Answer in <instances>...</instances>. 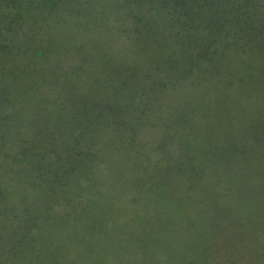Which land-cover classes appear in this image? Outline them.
<instances>
[{
	"label": "trees",
	"instance_id": "1",
	"mask_svg": "<svg viewBox=\"0 0 264 264\" xmlns=\"http://www.w3.org/2000/svg\"><path fill=\"white\" fill-rule=\"evenodd\" d=\"M122 37L125 55H109L106 46L97 60L109 75L92 81L94 69L77 71L93 66L80 44ZM71 47L83 55L78 66L75 57L67 66L56 59ZM220 67L228 85L257 86L244 73L264 72V0H0V264H92L75 258L97 231L129 234L109 264H262L264 193L255 196L257 189L221 204L228 189L221 182L225 192L208 183L196 197L172 184L165 195L150 184L142 208L123 200L119 215L103 196L105 172L96 171L101 160L103 170L111 160L127 170L134 158L128 147L166 92ZM104 136L117 144L114 152L96 148ZM174 136L179 162L193 151L187 132ZM224 144L216 156L232 158V143ZM126 174L113 183L120 198L146 183L141 173ZM108 205L115 218L106 219Z\"/></svg>",
	"mask_w": 264,
	"mask_h": 264
},
{
	"label": "rangeland",
	"instance_id": "2",
	"mask_svg": "<svg viewBox=\"0 0 264 264\" xmlns=\"http://www.w3.org/2000/svg\"><path fill=\"white\" fill-rule=\"evenodd\" d=\"M78 37L77 41L82 42L83 37L80 35ZM80 46H82L85 56L91 60L93 65L91 68L85 67L83 63L81 64L80 60L83 59V55L73 50L72 47L69 52L62 51V55L56 59L67 66L75 57L79 62V64L76 63V66L82 65V68H78L77 71L86 74L94 69L90 72L92 81L97 73L101 76L109 75L106 69L107 66L100 68V63H98L100 61L98 59L104 58L106 46H108L106 48L107 52L111 51L114 56L125 55L127 49H129L128 42L123 37L114 38L107 45L100 43L92 44L90 47L87 44H80ZM238 59V56L232 57L233 65ZM259 63L257 61V64ZM242 67L244 66L240 68ZM244 78H246L245 81L253 82V85L257 86L249 88L240 80L228 85L226 74L220 67L219 70L210 71L209 74H204L201 78H193L173 90H168L167 95L160 99L159 106L155 105L149 112L148 120L140 128L134 145L128 147L131 149L128 150V153L133 152L134 158L124 166L127 170L122 169L123 162L115 165L113 160L108 161V170H103L104 161L101 160L98 163L97 169L102 170L96 171L105 172L102 179L108 182V186L104 187L106 189L103 192V196L106 198L105 201L110 204L113 201L112 203L119 206L118 204L125 200L128 209L142 208L139 204V197L147 198L150 193V184L153 186L152 191L155 192L157 184L161 185L158 191L165 195L168 190H171L172 184L184 190L186 189L187 193L192 197H196L194 191L199 185L214 184L216 190L221 194L225 192L222 191L224 186L221 184L224 183V185H228V189L223 193V196L220 195L219 197L221 204L226 202L237 204L242 196L236 197V195L246 190L254 192L253 188L257 189L255 196L264 193V72L262 74L246 72ZM258 83L261 84L258 85ZM236 87L238 93L233 94ZM181 130L188 133L187 148L193 152L182 151V158L178 162L174 158L175 152L178 151L174 133L176 131L181 133ZM112 140L115 141V139ZM110 143V138L104 136L98 142L96 148L100 153L109 152L110 149L111 152H114L115 148L117 149V144L111 145ZM224 143H232L231 146L234 147L233 152H235L232 158H229L227 154L223 158L216 156L221 146L227 145ZM125 148L127 147L118 148L122 150L120 154H127ZM194 149L197 150V155L194 153ZM210 154H215V156L209 157ZM135 155L136 160L140 159L142 162L140 170H131L137 169L136 160L134 161ZM196 157L198 161L195 164L191 158ZM114 158L117 159L118 156ZM189 162L188 170L186 166ZM206 162H209L210 166L205 164ZM137 167L139 168V166ZM196 171L197 173L202 172L199 175L200 177ZM124 172L127 173L126 177H130L132 172L135 174L141 173L142 175H140L146 179V183L140 189L129 188L121 194L120 198L118 192H115L118 188L114 187L113 183H120ZM224 181H227V183ZM100 185L101 183H99ZM169 191L167 194H170ZM205 193L204 196L213 197L212 192ZM224 194L227 195L226 198ZM173 198L174 200L170 201L174 203V195ZM155 206L158 207V205ZM113 208L110 205L106 206V219L114 217L116 212H119L120 215L123 210L122 205L119 206L116 212ZM114 221L116 226L121 227L126 220L119 217ZM86 225L95 226L93 222ZM100 226L101 220L96 227ZM108 226L114 225L107 222ZM97 232L99 233H91V239L93 240L88 242L87 247L78 251L75 258L77 261L88 259L92 264L97 262L109 264L108 261L118 254L119 245L130 240L129 234L127 235L126 232L120 235L107 234V232L102 231ZM153 240H155V237L151 241ZM141 258L142 256L137 254L131 260H140ZM261 263L264 264V261Z\"/></svg>",
	"mask_w": 264,
	"mask_h": 264
}]
</instances>
